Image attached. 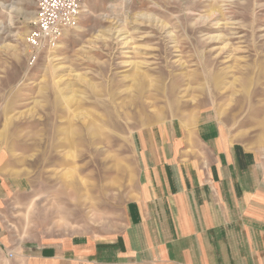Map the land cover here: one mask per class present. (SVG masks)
Here are the masks:
<instances>
[{"label": "rangeland", "instance_id": "obj_1", "mask_svg": "<svg viewBox=\"0 0 264 264\" xmlns=\"http://www.w3.org/2000/svg\"><path fill=\"white\" fill-rule=\"evenodd\" d=\"M85 8L32 64L34 0H0V156L31 182L5 210L18 245L119 232L137 130L212 110L225 137L264 156V0Z\"/></svg>", "mask_w": 264, "mask_h": 264}, {"label": "crops", "instance_id": "obj_2", "mask_svg": "<svg viewBox=\"0 0 264 264\" xmlns=\"http://www.w3.org/2000/svg\"><path fill=\"white\" fill-rule=\"evenodd\" d=\"M133 143L123 228L42 243L12 241L5 210L31 182L0 156V264H264V156L225 137L207 109L137 130Z\"/></svg>", "mask_w": 264, "mask_h": 264}, {"label": "built area", "instance_id": "obj_3", "mask_svg": "<svg viewBox=\"0 0 264 264\" xmlns=\"http://www.w3.org/2000/svg\"><path fill=\"white\" fill-rule=\"evenodd\" d=\"M34 6L36 18L27 38L32 64L43 50L55 48L68 31L78 27L86 0H34ZM9 256L14 257V253Z\"/></svg>", "mask_w": 264, "mask_h": 264}]
</instances>
